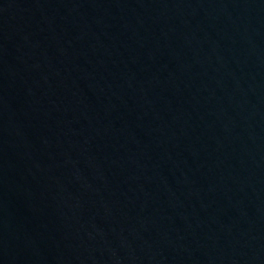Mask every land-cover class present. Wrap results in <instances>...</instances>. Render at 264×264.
Here are the masks:
<instances>
[{
	"label": "water",
	"instance_id": "water-1",
	"mask_svg": "<svg viewBox=\"0 0 264 264\" xmlns=\"http://www.w3.org/2000/svg\"><path fill=\"white\" fill-rule=\"evenodd\" d=\"M0 264H264V0H0Z\"/></svg>",
	"mask_w": 264,
	"mask_h": 264
}]
</instances>
